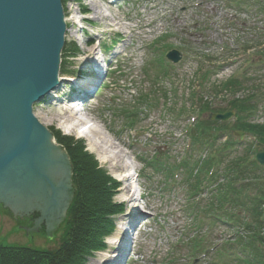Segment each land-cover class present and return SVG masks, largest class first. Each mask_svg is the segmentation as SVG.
I'll return each instance as SVG.
<instances>
[{
	"label": "rangeland",
	"instance_id": "374dc122",
	"mask_svg": "<svg viewBox=\"0 0 264 264\" xmlns=\"http://www.w3.org/2000/svg\"><path fill=\"white\" fill-rule=\"evenodd\" d=\"M91 3L117 26L107 28L95 20ZM252 7L237 13L240 9L234 3L223 7L216 0H64L63 14L75 23L67 25L68 31L75 30L76 35L65 37L60 86L34 105L33 111L49 118L72 108L69 98L85 90L78 84L79 77L83 80L88 65H96L99 59L98 83L94 80L90 84L75 110H81L128 156L131 179L127 184L141 210L138 217L123 221L129 208L121 191L119 175L123 172H113L97 153L89 151L83 138L58 129L56 121L48 125L46 129L57 137L53 136L66 155L65 139L82 144L100 170L116 182L113 202L121 205L122 214L113 219L112 231L103 237V249L92 253L85 264H100L106 258H112L113 264H234L235 258L243 257L236 253L234 259L219 260L217 247L227 240L230 243L233 232H238L237 226L234 229L226 225L235 218L222 217L225 205L216 214L224 218L221 223L204 220V208L212 203L207 197L208 184L200 183L193 195L182 168L176 166L190 154L191 161L204 158L197 143L184 151L189 145L187 129L195 122H213L212 111L234 110L230 104L239 100L252 107L245 118L247 123L264 124V12L254 4ZM244 45L250 48L245 50ZM93 49L95 55L91 56ZM171 50L182 54L175 65L164 59ZM232 79L240 83V88L223 89L224 83ZM251 96L253 100L247 103ZM234 119L225 122L217 146L227 138L238 140L233 135ZM239 142L242 144L235 146L231 154L246 157L257 140L247 134ZM257 175V182H264V169ZM70 179L73 187L72 171ZM236 208L242 212L231 209V215L245 217L243 207ZM64 220L50 240L39 229V233H31L29 242L25 229L13 231L26 227L27 219L16 221L0 207V246L55 249L63 235ZM193 234L203 248L196 259H189L185 242ZM125 239V247L120 246ZM225 254L233 255L228 250Z\"/></svg>",
	"mask_w": 264,
	"mask_h": 264
},
{
	"label": "water",
	"instance_id": "95a60500",
	"mask_svg": "<svg viewBox=\"0 0 264 264\" xmlns=\"http://www.w3.org/2000/svg\"><path fill=\"white\" fill-rule=\"evenodd\" d=\"M65 32L61 0H0V207L27 219L13 231L25 229L29 242L39 229L50 240L74 197L67 155L33 116L59 84ZM165 59L177 64L181 54L172 50ZM257 147L255 161L264 167V147Z\"/></svg>",
	"mask_w": 264,
	"mask_h": 264
},
{
	"label": "trees",
	"instance_id": "16d2710c",
	"mask_svg": "<svg viewBox=\"0 0 264 264\" xmlns=\"http://www.w3.org/2000/svg\"><path fill=\"white\" fill-rule=\"evenodd\" d=\"M222 1L225 6L230 3L237 5L240 9L236 10L237 13L244 12L243 9L253 8L252 4L258 7L259 12H264V0ZM63 2L64 0H61L62 6ZM249 48L244 45L245 50ZM60 70L61 67L59 77ZM239 85V82L230 80L224 83L222 88L231 91L236 89L232 86L240 88ZM251 100L252 96L246 102ZM203 105L209 111V106L205 103ZM249 107L239 100L230 104V108L236 113L237 122L234 127L254 136L264 145V124L254 125L245 120L252 110V107L250 109ZM201 110L204 111L205 108ZM212 112L222 113L224 110ZM224 128L223 124L211 121L197 123L194 128H190L189 137L192 144L197 143V148L200 147L205 156L202 159L198 158L197 161H191L192 155H187L186 160L180 162L176 168H182L185 181L191 185L193 195L200 183L209 181L207 187L210 191L207 197L211 198L212 203H208L204 208V220L220 221L216 217L219 213L217 211L224 210L226 205L227 210L223 211L222 217L235 218L236 226L243 229L242 233L245 236L239 234L231 244L226 243L220 247L221 250L220 248L215 250V253L220 255L219 260L225 257L232 259L236 253H241L243 257L233 258L234 264H264V185L259 184L264 182L256 180L257 173L262 169L252 161L245 160V156H235L228 160L227 151L235 140L230 138L221 146H217L223 135L220 131H224ZM218 131L221 134H218ZM53 136L57 139L54 134ZM55 142L58 143L57 140ZM63 144L71 165L74 197L62 224L63 235L60 242L55 249L45 251L21 246H0V264H85L92 253L103 249V237L112 231L113 219L122 214L121 205L113 202L116 182L100 170L93 157L84 151L82 144L71 139H65ZM237 184L239 185L235 187ZM243 192L258 194L242 196ZM239 206L243 207L245 217L231 215V209H237ZM237 211L242 212L240 208ZM182 240L184 242V239ZM185 243L189 245V259H196L197 254L202 253L203 247L201 241L198 242L197 235L193 234ZM227 250L232 251L233 256H226Z\"/></svg>",
	"mask_w": 264,
	"mask_h": 264
},
{
	"label": "bare ground",
	"instance_id": "6f19581e",
	"mask_svg": "<svg viewBox=\"0 0 264 264\" xmlns=\"http://www.w3.org/2000/svg\"><path fill=\"white\" fill-rule=\"evenodd\" d=\"M90 7H91L90 9L93 12V15H95L94 17L95 20L102 21L105 24V27L107 28L113 25L115 27L117 26L114 20L106 19L103 10H101L97 5L91 3ZM70 22H72L73 25L75 24L74 19L72 17L69 18V16H64V23L66 25L65 37H68L69 35V37L73 38L76 35V31L75 30H72V32L68 31L67 25ZM124 32L125 31H123V33ZM90 54L91 56L95 55L94 49L91 50ZM61 63H62V59L60 57V65ZM100 66H101V62L99 61V59H97L96 65L94 67L95 74L94 77H92V79L96 80L99 77L98 71L100 69ZM88 67H90V64L88 65ZM60 81H61V77H59V82ZM88 83L89 82L83 84L84 85L83 87L88 86L90 84ZM56 87L53 91L56 90ZM77 106L78 105H71L72 108L65 109L61 113L51 115L49 118L42 116L40 113H36V111H33V116L44 128L50 125L53 121H56L58 123L57 124L58 129H61L69 134L74 133L78 137L83 138L87 142V147L89 151L92 153H97L101 162L107 163L108 167L113 172L115 173L123 172V175L121 176L119 175L122 183L121 191L125 193V196H123L124 203L126 206H129V208L127 210V213L123 214L122 220L128 221L130 218L138 217L141 214V210L139 206L136 204V199L131 190L132 188L127 184L131 179L130 176L131 165L128 162L129 159L128 156L123 151L119 150V148L116 147L111 142L110 138L103 133V130H101L97 126V124L93 123V121L87 118L85 115H82L81 110H75L76 108H78ZM83 116H85L86 118ZM47 131L53 137V134L49 131V129H47ZM52 144L53 145L55 144L57 146L56 142L54 143L52 142ZM111 259L112 258H109L107 260L106 258L105 260L100 262V264H106V263L113 264V262H110Z\"/></svg>",
	"mask_w": 264,
	"mask_h": 264
}]
</instances>
